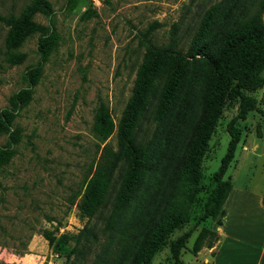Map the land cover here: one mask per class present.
Segmentation results:
<instances>
[{
    "label": "rangeland",
    "instance_id": "1",
    "mask_svg": "<svg viewBox=\"0 0 264 264\" xmlns=\"http://www.w3.org/2000/svg\"><path fill=\"white\" fill-rule=\"evenodd\" d=\"M29 1L0 0V15H18ZM216 1L49 0L51 19L41 12L32 16L42 24L52 22L58 41L41 69L31 100L15 119L22 129L17 152L0 167V264H93L97 260L98 244L80 252L76 248L67 258L43 236L44 230L56 238L67 234L73 248L76 234L88 224L77 202L99 156L98 140L92 133L96 111L104 105L114 124L113 133L101 147L107 143L117 149L119 121L147 55V44L165 46L174 39L187 42L203 12ZM6 30L0 22V108L7 105L11 94L26 86L25 70L38 57L34 35L20 48L27 53L22 63L5 62ZM253 95L264 110V87ZM238 101L228 98L222 107L201 160L200 187L188 221L169 234L150 264H174L169 242L188 230L191 235L180 251L179 264H197L198 253L191 252L195 238L202 228L213 229L220 219L200 217L215 187L212 175L226 152V125L237 114ZM235 124L242 134L225 178L236 187L235 192L246 187L264 195V114L249 112L245 120ZM154 130L151 115H146L139 140L148 142ZM5 139L0 135V144ZM118 174L119 170L116 177ZM118 183L116 179V187ZM235 207L236 203L231 210L234 214ZM94 222L100 236L102 220L97 216L89 224ZM253 222L248 221L247 227L256 229ZM227 226L234 228L235 224Z\"/></svg>",
    "mask_w": 264,
    "mask_h": 264
},
{
    "label": "trees",
    "instance_id": "2",
    "mask_svg": "<svg viewBox=\"0 0 264 264\" xmlns=\"http://www.w3.org/2000/svg\"><path fill=\"white\" fill-rule=\"evenodd\" d=\"M37 12L51 19L49 0H30L20 14L0 15L7 28L4 61L22 63L27 53L20 48L34 35L38 55L25 70L26 86L11 94L7 105L0 108V135L6 136L0 144V167L17 152L22 129L15 119L31 100L41 69L58 41L52 22L33 20ZM263 16L264 0H218L203 12L187 42L174 39L165 46L147 44V55L119 121L117 149L107 143L101 147L114 130L106 107L99 106L95 114L92 133L98 140L99 156L77 202L88 224L76 234L73 248L68 244L71 236L56 238L44 230L43 236L54 250L68 258L76 248L80 252L98 244L100 252L93 264H150L169 234L188 221L210 136L226 99L237 98V114L226 125V152L213 172L215 187L200 218L224 215L222 206L232 187L225 174L242 134L235 123L252 111L264 114L253 95L264 87ZM146 115L155 124L148 142L139 140ZM97 216L103 223L100 236L97 223L89 224ZM190 235L188 230L169 242L174 264H179L180 251ZM218 238L215 230L202 228L192 254L197 255L203 246L212 247Z\"/></svg>",
    "mask_w": 264,
    "mask_h": 264
},
{
    "label": "crops",
    "instance_id": "3",
    "mask_svg": "<svg viewBox=\"0 0 264 264\" xmlns=\"http://www.w3.org/2000/svg\"><path fill=\"white\" fill-rule=\"evenodd\" d=\"M235 190L232 184L222 206L221 223L213 227L218 240L198 252L197 264H264V195L246 187ZM234 203L235 214L231 212ZM253 220L256 229L247 227V222ZM229 223L235 227H228Z\"/></svg>",
    "mask_w": 264,
    "mask_h": 264
}]
</instances>
